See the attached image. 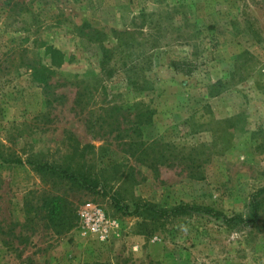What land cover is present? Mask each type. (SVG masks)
<instances>
[{"label": "rangeland", "instance_id": "obj_1", "mask_svg": "<svg viewBox=\"0 0 264 264\" xmlns=\"http://www.w3.org/2000/svg\"><path fill=\"white\" fill-rule=\"evenodd\" d=\"M92 29L110 48L114 30L133 34L106 72ZM179 60L194 72L171 68ZM42 67L57 72L47 91ZM138 103L153 111L139 136ZM0 155L24 161L0 159V264H264L263 224L135 212L187 204L248 218L264 188V0H0ZM29 159L71 165L98 188ZM54 197L64 212L52 221ZM87 203L103 210L105 239L84 227Z\"/></svg>", "mask_w": 264, "mask_h": 264}, {"label": "trees", "instance_id": "obj_2", "mask_svg": "<svg viewBox=\"0 0 264 264\" xmlns=\"http://www.w3.org/2000/svg\"><path fill=\"white\" fill-rule=\"evenodd\" d=\"M84 25L85 27H89L87 24ZM113 35L117 42L116 45L111 48L104 46V43L108 38L105 32L92 29L90 33L85 35L87 40L93 43H98L101 46L103 53L101 67L103 72H106L110 68L111 62L115 61L118 56L127 53L131 49V43L133 40L132 33L118 32L114 30ZM52 53L53 64L57 67L62 66L64 61L63 55L57 50H54ZM171 68L187 75H190L195 70L193 63L187 60L173 61L171 63ZM56 75L57 72L55 70L42 67L36 71L35 78L47 91V89L51 87L49 83L50 78ZM142 105L144 104L138 103L136 105L138 113L135 120V126L137 127L135 129V134L138 136L142 135V126L150 124L153 120V111H148L147 107ZM146 110L149 112V115L147 116L141 113ZM0 159L7 164H24V161L18 157L5 158L0 155ZM26 163L31 165L36 171L51 174V176H54L63 183L77 185L87 190H94L98 188V182L93 180L91 175L77 171L71 165L59 166L57 164H50L49 162L41 163L32 159H29ZM44 205L48 213V217L52 221L55 220V217L60 216V214L64 212L63 204L59 200V197L45 199ZM135 212H144L146 215L156 220H170L178 216L189 215L190 213H204L215 217L218 220H222L223 223L230 229H240L243 231L247 227H259L260 224H263L264 226V188L258 190L252 195L248 218L239 214L226 216L222 212H217L209 208L190 206L187 204H180L173 208L161 209L152 204L140 203L136 205Z\"/></svg>", "mask_w": 264, "mask_h": 264}, {"label": "built area", "instance_id": "obj_3", "mask_svg": "<svg viewBox=\"0 0 264 264\" xmlns=\"http://www.w3.org/2000/svg\"><path fill=\"white\" fill-rule=\"evenodd\" d=\"M82 222L90 232L99 233L102 239L107 237L106 217L103 210L92 203H87L80 214Z\"/></svg>", "mask_w": 264, "mask_h": 264}]
</instances>
